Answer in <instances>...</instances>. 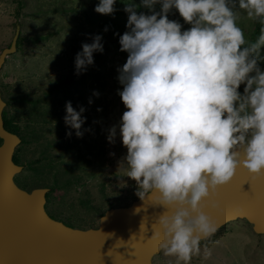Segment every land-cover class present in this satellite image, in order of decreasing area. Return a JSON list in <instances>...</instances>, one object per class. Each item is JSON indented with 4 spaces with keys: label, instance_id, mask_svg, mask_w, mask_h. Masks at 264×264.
<instances>
[{
    "label": "clouds",
    "instance_id": "obj_1",
    "mask_svg": "<svg viewBox=\"0 0 264 264\" xmlns=\"http://www.w3.org/2000/svg\"><path fill=\"white\" fill-rule=\"evenodd\" d=\"M115 3L99 0L94 10L111 15ZM125 5L128 30L119 44L128 57L117 79L127 109L119 125L127 154L120 169L136 182L140 200L157 193L155 204L172 210L158 220L159 249L177 264H191L201 241L218 231L202 205L210 190L215 195L240 166L264 176V71L258 65L264 27L246 44L234 11L264 24V0H142L151 15L137 14L133 0ZM173 8L189 29L168 19ZM90 38L75 56L76 75L94 63L93 53L103 52V37ZM65 110L66 134L75 130L82 137L85 108L77 111L68 101ZM116 132V126L109 129V143H115ZM160 236L154 231L151 239Z\"/></svg>",
    "mask_w": 264,
    "mask_h": 264
},
{
    "label": "rangeland",
    "instance_id": "obj_2",
    "mask_svg": "<svg viewBox=\"0 0 264 264\" xmlns=\"http://www.w3.org/2000/svg\"><path fill=\"white\" fill-rule=\"evenodd\" d=\"M83 2L84 0H0V53L8 47L14 35L17 37L16 43L23 38L20 50L16 46L15 52L5 57L0 69V85L8 84L12 90L17 89L21 93H28L30 98H35L43 97L44 91L53 81L73 77V83L66 89L54 91L46 105L52 110L50 114L58 110L61 100L70 101L77 111L81 106L85 108L82 114L86 118L81 128L82 137H77L75 130H71V136L66 134L70 129L64 122L66 114L60 113V110L58 116H61V122H56L54 115L48 114V125L43 128L39 122L34 125L43 138V144L38 146L43 147V155L48 154L52 160L59 162L60 167L69 163L70 170L59 172V176L77 178L71 185H64L50 195L48 213L53 219H59L55 213L70 216L73 219L72 228L78 229L98 226L100 215L95 207L106 211L99 183H103L106 190H116L118 200H123L119 204L113 198L114 203L119 205L111 208L131 204V197L137 190L136 182L125 177L120 169L127 149L120 142L119 125L127 109L118 95V90L122 91L123 85L117 79V69L126 63L128 55L120 53V48L117 47L109 48L97 60L93 53L94 63L83 74H75V56L82 51V47H75L73 35L78 32L86 36L89 29L80 9ZM19 3H24L22 9L18 6ZM236 13L237 25L242 29L246 41L254 20L249 19L243 10L238 9ZM169 20L191 27L178 14H174ZM84 43L91 42L84 39ZM107 43L108 41L104 45ZM73 47L75 49L72 50ZM94 92H99V96H94ZM26 107L29 105H22V108ZM9 110L12 111V108ZM113 126L117 129L115 143H109L107 136ZM33 149L32 146L28 150L31 158L37 155ZM19 174L23 176L19 179L25 182L33 172L23 168ZM50 178L51 175L46 181H50ZM32 180L35 183L36 180ZM37 180L40 184L45 179ZM79 186L82 187L80 190L77 189ZM84 187L90 189L88 193L92 197L93 207L89 210L81 204L82 197L85 196L82 193ZM152 264L177 262L175 257L165 256L160 251L153 257ZM191 264H264V233H254L251 225L243 219L230 221L212 237L201 241V253L193 256Z\"/></svg>",
    "mask_w": 264,
    "mask_h": 264
},
{
    "label": "water",
    "instance_id": "obj_3",
    "mask_svg": "<svg viewBox=\"0 0 264 264\" xmlns=\"http://www.w3.org/2000/svg\"><path fill=\"white\" fill-rule=\"evenodd\" d=\"M16 39L14 35L10 45L1 51L0 69L7 54L15 52ZM4 105L0 95V264H152L163 240L158 220L161 215L172 214L171 209L155 204L158 194L152 193L143 201L137 198L124 207L109 208L97 227H68L78 235L65 236L55 226H67L44 209L48 189L38 187L28 192L14 182V176L22 170L12 159L20 138L3 126ZM213 203L219 207L214 208ZM202 205L218 229L243 219L254 233L263 234L264 176L255 177L240 166L232 181L218 187L215 195L210 190ZM121 210L128 212L120 215ZM154 231L161 232L160 239H151Z\"/></svg>",
    "mask_w": 264,
    "mask_h": 264
},
{
    "label": "trees",
    "instance_id": "obj_4",
    "mask_svg": "<svg viewBox=\"0 0 264 264\" xmlns=\"http://www.w3.org/2000/svg\"><path fill=\"white\" fill-rule=\"evenodd\" d=\"M132 0H116V3L114 5L115 12L111 15H103L97 13L94 9L99 3V0H84L81 6V11L85 15V20H87V23L89 24V29L87 30V35L83 36L80 33H75L73 35L74 41L76 42L75 47H81L84 43V39H88L89 42H92L91 36L94 35H101L103 37L102 43H103V52H95L94 59L97 60L99 57L103 56L104 52L107 51L109 48H120L119 44V37L120 35H123L128 29L126 28L128 14L124 11L125 3H130ZM133 2L138 5V7L135 9L137 14L144 13L146 15H151L152 12L142 6V0H133ZM18 6L21 7V9L24 7V3H19ZM161 8V5L157 4L154 6V10L156 12H159ZM238 9H234L236 11ZM19 13V12H18ZM174 14H178V10L173 8L169 14L168 19L172 18ZM180 19H183L179 15ZM254 26L249 31L247 40L245 41L247 43H253L257 40V38L260 35V30L262 27H264V24H261L259 20H254L253 22ZM182 25V31L189 29V27L186 24ZM107 28V31L105 29ZM107 43V45H104V43ZM10 43L7 45L9 46ZM23 45V38L19 41L17 40L16 46L17 49L20 50V47ZM75 47L72 48L75 49ZM16 50V51H18ZM120 53L124 55H128L127 52ZM261 56L264 57V48L261 49ZM258 65L261 68L262 71H264V59L258 60ZM74 79L73 77H67L62 79H57L53 81V84L51 86H48L46 90L44 91L43 97H35L30 98L28 93H21L17 89L14 91L11 88L8 87V84L0 85V90L4 89L6 95L4 96L3 100L6 101V109L2 112V118H3V126L4 128L11 132L16 134L20 138V143L15 148L14 154H13V162L15 164H18L22 166L24 169H29L33 172L30 179L25 182H22L19 178H21L22 175H17L15 178V181L19 187H21L24 190H29L31 188H38V187H45L48 190H50L49 194L52 195L53 192H56V190H59L61 187H64V185H71L73 180H77L76 177H60L59 172H66L67 170H70L69 163L65 164L66 166L60 167L59 162L52 160L50 156L43 155L45 154V151L43 150V147L39 148L38 146H41L43 142L41 140L43 139L41 137L40 132L38 129L34 127L35 123L40 124V126L43 128L44 126L48 125L49 118L48 114L52 111L46 104L49 103V97L50 95L59 89H66L68 86H70L73 83ZM245 85L242 84L238 91L243 94V89ZM3 91V90H2ZM65 91V90H64ZM63 102V103H61ZM57 106L58 110L56 112L51 113L50 115H54V118L56 122H61V116L59 115V110L62 111L60 113L66 114L65 105L66 102L62 101ZM28 104L29 107H26V109L22 108V105ZM12 108V111L9 110V108ZM55 110V109H54ZM10 111V112H9ZM63 120V119H62ZM41 142V143H40ZM122 143V139L120 141ZM119 142V143H120ZM1 144V139H0ZM30 145L34 147L33 152H37V155L35 157H29V148ZM29 152V153H28ZM32 152V153H33ZM63 162V161H61ZM86 162V161H85ZM49 173V175L52 176L50 178V181H46L47 177L49 175H46ZM19 176V177H18ZM47 176V177H46ZM23 177V176H22ZM25 178V177H24ZM35 179V183H32ZM44 178L45 180H40L41 183L39 184L37 179ZM62 179V180H61ZM31 181V182H30ZM78 185V184H77ZM76 185V186H77ZM103 183H99V191L100 194L105 199V205L106 210L108 208L114 207L115 205L118 206L119 204H122L123 200H118L117 197V191L113 188L105 189ZM82 188L79 186L77 188L80 190ZM89 188L84 187L82 189V193H85V196L82 197L81 204L85 206L88 210L93 207L91 204V196L88 193ZM115 201L118 202L114 203ZM132 201L137 199L138 197L135 195H132ZM110 199H113L111 201ZM125 203V201H124ZM124 205H129L124 204ZM108 207V208H107ZM96 210H98V213L100 217L105 213L101 210V207H95ZM57 216L59 219H54L60 222H63L66 226L72 227V218L67 215H62L58 213ZM65 221H64V219ZM66 222V223H65ZM91 228V227H90Z\"/></svg>",
    "mask_w": 264,
    "mask_h": 264
},
{
    "label": "flooded vegetation",
    "instance_id": "obj_5",
    "mask_svg": "<svg viewBox=\"0 0 264 264\" xmlns=\"http://www.w3.org/2000/svg\"><path fill=\"white\" fill-rule=\"evenodd\" d=\"M3 90V91H2ZM2 90H0V95H1V98H2V100H3V98H4V96L6 95V93H5V91H4V89H2ZM4 101V103H5V105H4V108H3V111L6 109V101L5 100H3ZM2 111V112H3ZM2 120H3V118H2ZM22 167V166H21ZM22 170H23V167H22ZM22 170H21V172H22ZM20 172V173H21ZM18 175V174H17ZM15 178H16V176H14V182L16 183V181H15ZM17 184V183H16ZM19 186V185H18ZM21 188V187H20ZM31 189H33V188H31ZM31 189H29V190H26V191H28V192H30V190ZM49 192H50V190H48L46 193H45V204H44V209H45V211H46V213L49 215V213H48V211H49V203H50V194H49ZM50 216V215H49ZM51 217V216H50Z\"/></svg>",
    "mask_w": 264,
    "mask_h": 264
},
{
    "label": "bare ground",
    "instance_id": "obj_6",
    "mask_svg": "<svg viewBox=\"0 0 264 264\" xmlns=\"http://www.w3.org/2000/svg\"><path fill=\"white\" fill-rule=\"evenodd\" d=\"M126 212H128V211L121 210V211H119V214L122 215L123 213H126ZM45 225H47V224L45 223ZM68 227H70V226H67V228H65L62 224H57V226H55V228L58 229L59 231H62L65 236H69V237L72 236L73 237V236L78 235V232H74V231L68 229ZM70 228H72V227H70ZM81 230H85V229H81ZM81 234L87 235V234H92V233L90 232V233H81Z\"/></svg>",
    "mask_w": 264,
    "mask_h": 264
}]
</instances>
